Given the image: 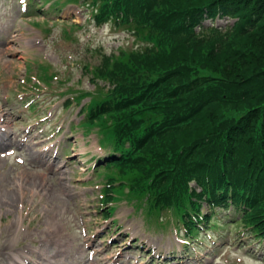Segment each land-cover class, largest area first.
Segmentation results:
<instances>
[{"label": "trees", "instance_id": "1", "mask_svg": "<svg viewBox=\"0 0 264 264\" xmlns=\"http://www.w3.org/2000/svg\"><path fill=\"white\" fill-rule=\"evenodd\" d=\"M93 1L97 24L134 37L101 55L97 89L78 96H93L85 125L112 152L99 174L175 209L190 231L209 223L203 203L231 201L263 235L264 0ZM217 17L231 22L204 23Z\"/></svg>", "mask_w": 264, "mask_h": 264}, {"label": "rangeland", "instance_id": "2", "mask_svg": "<svg viewBox=\"0 0 264 264\" xmlns=\"http://www.w3.org/2000/svg\"><path fill=\"white\" fill-rule=\"evenodd\" d=\"M53 1L0 0V114L12 113L0 136L6 139L0 142V264H15L14 255L23 264H97L86 244L93 240L109 258L104 264H264V240L243 231L242 223L230 225L236 222L226 210L217 218L227 225L203 230V242L190 244L174 221L166 228L170 215L158 226L122 196L105 218V179L94 172L103 149L96 130L79 124L81 105L73 97L95 90L87 71L102 53L131 48L134 37L110 24L95 26L86 6L57 10ZM45 160L55 161L46 176ZM123 185L120 194L129 190Z\"/></svg>", "mask_w": 264, "mask_h": 264}, {"label": "bare ground", "instance_id": "3", "mask_svg": "<svg viewBox=\"0 0 264 264\" xmlns=\"http://www.w3.org/2000/svg\"><path fill=\"white\" fill-rule=\"evenodd\" d=\"M0 123L2 124L3 128H9L10 126V120H9V116L8 113H2L0 114ZM4 145V144H3ZM48 150V149H45ZM43 153H46L45 151H43ZM44 165L47 166L46 169H44V171H42L41 174L45 175V171H47L49 168H52L55 166V161H53L52 163H49L48 160H46V162H44ZM61 170V168H58L55 172L53 171V176L55 177V174H57L59 171ZM18 186H21L18 182H17ZM57 230H51V233H56Z\"/></svg>", "mask_w": 264, "mask_h": 264}]
</instances>
